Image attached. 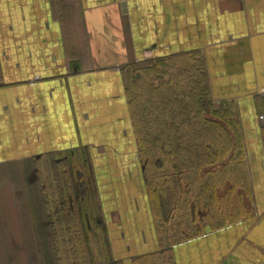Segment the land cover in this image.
Wrapping results in <instances>:
<instances>
[{"label": "crops", "instance_id": "obj_1", "mask_svg": "<svg viewBox=\"0 0 264 264\" xmlns=\"http://www.w3.org/2000/svg\"><path fill=\"white\" fill-rule=\"evenodd\" d=\"M181 58L202 64L210 103L237 118L245 182L220 193L241 219H168L162 205L153 219L117 172L137 153L119 71ZM263 89L264 0H0V264H53L32 260L50 225L39 171L71 152L58 171L84 226L94 188L80 160L104 161L91 172L111 264H264Z\"/></svg>", "mask_w": 264, "mask_h": 264}, {"label": "trees", "instance_id": "obj_2", "mask_svg": "<svg viewBox=\"0 0 264 264\" xmlns=\"http://www.w3.org/2000/svg\"><path fill=\"white\" fill-rule=\"evenodd\" d=\"M123 70L138 156L145 170L154 175L150 188L154 185L156 196L160 195L161 174L167 165L173 166L170 175H166L171 192L178 190L181 179L187 182L185 196L177 204L188 206V198H193L194 203L206 205L210 213H218L217 219H223L225 206L230 204L224 197L230 193L221 195V187L228 179L231 187L243 186L245 182L242 171L238 173L244 169L241 130L227 105L214 107L210 103L202 64L198 62L191 67L182 58L155 63L140 61ZM67 192L64 191V199ZM87 196L88 207L92 198ZM162 197L159 196V201L163 207ZM170 200H176V195L172 194ZM208 215L206 219L211 217ZM57 221L63 222L59 218ZM84 228L85 243L80 241L78 245L70 240L69 264H111L105 249L98 250L100 242L109 245V237L102 236L105 231L99 220L86 219ZM58 230L63 231V227ZM82 245L86 254H81ZM90 246L97 248V254L89 250Z\"/></svg>", "mask_w": 264, "mask_h": 264}, {"label": "rangeland", "instance_id": "obj_3", "mask_svg": "<svg viewBox=\"0 0 264 264\" xmlns=\"http://www.w3.org/2000/svg\"><path fill=\"white\" fill-rule=\"evenodd\" d=\"M123 71L124 70L121 69L119 72H120V77H121V80L125 88V96H126V85L127 84H126V81L124 80ZM262 92H264V90ZM128 113H129V108H128ZM132 132L134 133L133 128H132ZM136 144H137V141H136ZM137 151H138V145H137ZM87 153L89 156L90 155L89 152ZM79 154L80 152L78 154L76 152L69 153L67 157L71 159L68 162L78 161L75 158H77ZM68 162L65 161L63 164L57 165L56 162L53 160L46 161V162L44 161L42 162L43 165L40 166L39 188H40V200L42 202L41 207L50 225L47 228V230L45 229V231H47L46 232L47 235L42 238L43 242L39 241L40 242L39 243L40 252H38L37 256L36 254L34 255L32 259L34 263L37 262L38 255H39L40 261L41 259H43L45 261L52 260L53 264H69L68 261H70V258H71L70 253H69L70 240L73 243L77 242L78 245L80 241L85 243L86 239H85V232H84V226H83V221H82L83 218L80 217V215L77 213L76 208L68 207L67 198L65 197L64 199L63 197L64 191L70 189V186H69L70 182H69V177L66 174V172L63 173V171H60V170L58 171V169L62 167H66ZM80 162H82L83 165L85 166L87 173L89 174L91 173L90 175H91L92 184L94 188L93 194H92L93 197H92L91 205L88 207L87 205L83 206L85 209H87V212H86L87 217H89L90 219H95L98 216L103 217L102 216L103 207L101 206V204L103 203H100V200L98 199L97 194L99 193L97 189V181L91 171H92L93 165L96 164V165L101 166L103 165L104 161L98 158L94 160L93 159L92 160L91 159H88V160L81 159ZM116 162L117 164L115 166L117 168V172L120 175L119 176L120 180L122 182L124 181V185L131 184L130 185L131 189L133 186H135V189H136L135 195H132V196L134 197L138 196V200H136V203L138 204L139 210H141L142 208L150 209L153 219H163L159 196L160 197L163 196L162 197L163 198L162 199L163 210L165 212L164 213L165 216H167L168 219H206L205 216L208 214L211 216L210 218L212 217H214V219L218 218L217 217L218 213H213V212L210 213L206 205L203 207L202 205H199L198 203H194L193 198H188V201H189L188 206H181V202L177 204L178 200L181 197L185 196L184 191L186 189L185 187H187V182L181 179L180 183L178 182V190H175L174 193L171 192V189L167 187V185L171 184L170 179L167 178L166 175H170L171 170L173 169V166L167 165L166 168H164L165 172H163V175L161 174V180H162L163 186L159 187V189H161L160 195L156 196V191H155L156 187L154 185H151V188H150L149 186L151 178H154V175L153 173H148L145 170L144 163L140 161L138 152L135 153V160H133V162L130 161V156L128 155L123 156ZM122 170L124 171V175L121 174V172H123ZM177 172L181 173L182 171L177 169ZM101 180H103V178H101ZM228 180L226 182L224 181L225 184L228 183ZM172 182H174L173 179H172ZM238 186L239 185L234 186V189L237 188ZM172 194H174V196L176 195V200H170V196ZM118 196L120 197V200H123L121 197H124V200L128 199L125 192L120 193V195ZM189 196L191 195L189 194ZM145 203L147 204L146 208H144ZM158 204H159V207H158ZM191 205H193L192 208H191ZM225 207L227 209L224 210L225 212L223 211L225 213L223 219L243 218L244 213L243 211H239V208L237 206H233V204L230 203V205L228 204ZM108 210L114 211V209L111 207ZM58 218L63 221L62 223L60 222L61 224L57 221ZM70 219H74V221L72 222ZM58 226L59 228L60 226L63 227V231L58 230L59 229ZM62 232L64 233L63 237H61ZM102 236H105L108 238L107 234H103ZM46 237H47L48 243H46ZM63 239H64V242H63ZM82 246H83V249H82L81 254H86L87 249H84V245ZM102 247L105 249L106 257H111L112 252H111L110 246L106 244L102 245V242H100L98 246V250H100ZM90 249H91V252L97 254L98 252L97 248L96 249L94 247L91 248L90 246L89 250ZM28 256L31 259V253H28ZM89 264H95V263L89 262Z\"/></svg>", "mask_w": 264, "mask_h": 264}, {"label": "built area", "instance_id": "obj_4", "mask_svg": "<svg viewBox=\"0 0 264 264\" xmlns=\"http://www.w3.org/2000/svg\"><path fill=\"white\" fill-rule=\"evenodd\" d=\"M36 79L38 78L37 76L35 77ZM264 90V89H263ZM261 118H263L262 116H261Z\"/></svg>", "mask_w": 264, "mask_h": 264}]
</instances>
